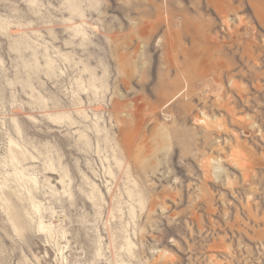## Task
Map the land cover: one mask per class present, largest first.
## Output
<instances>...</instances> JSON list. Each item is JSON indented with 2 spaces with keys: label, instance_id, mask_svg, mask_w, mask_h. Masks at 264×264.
I'll use <instances>...</instances> for the list:
<instances>
[{
  "label": "rangeland",
  "instance_id": "374dc122",
  "mask_svg": "<svg viewBox=\"0 0 264 264\" xmlns=\"http://www.w3.org/2000/svg\"><path fill=\"white\" fill-rule=\"evenodd\" d=\"M0 264H264V0H0Z\"/></svg>",
  "mask_w": 264,
  "mask_h": 264
},
{
  "label": "bare ground",
  "instance_id": "6f19581e",
  "mask_svg": "<svg viewBox=\"0 0 264 264\" xmlns=\"http://www.w3.org/2000/svg\"><path fill=\"white\" fill-rule=\"evenodd\" d=\"M41 227V226H40ZM43 227V226H42Z\"/></svg>",
  "mask_w": 264,
  "mask_h": 264
}]
</instances>
